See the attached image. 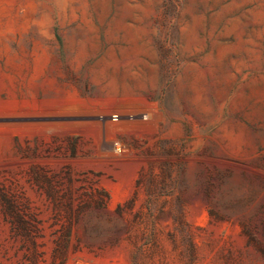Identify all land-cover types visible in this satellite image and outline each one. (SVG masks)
Segmentation results:
<instances>
[{"label": "rangeland", "instance_id": "374dc122", "mask_svg": "<svg viewBox=\"0 0 264 264\" xmlns=\"http://www.w3.org/2000/svg\"><path fill=\"white\" fill-rule=\"evenodd\" d=\"M0 264H264V0H0Z\"/></svg>", "mask_w": 264, "mask_h": 264}]
</instances>
